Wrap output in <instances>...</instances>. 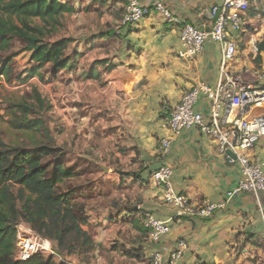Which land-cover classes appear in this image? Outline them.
Listing matches in <instances>:
<instances>
[{
	"label": "crops",
	"instance_id": "1",
	"mask_svg": "<svg viewBox=\"0 0 264 264\" xmlns=\"http://www.w3.org/2000/svg\"><path fill=\"white\" fill-rule=\"evenodd\" d=\"M161 1L183 21L209 27L208 9L221 0ZM121 16L111 18L110 28L73 38L69 48L74 64L56 74L50 67L44 71L46 64L42 76L33 77L50 78V113L73 130L68 145L76 155L99 166L93 174L103 201L89 206V224L84 226L93 233L96 252L105 247L115 261L129 264H153L155 251L162 252L163 264H264V200L252 192L227 198L241 178L240 162L220 152L215 140L197 127L173 134L164 122L185 91L200 82L217 85L220 44L209 40L202 54L187 60L179 55V24L153 13L118 31ZM249 16L247 29L233 33L239 45L234 66L253 71L264 68V51L254 55L249 46L251 36L264 40V10L250 7ZM95 49L99 53L90 57ZM26 59L30 61L29 52ZM195 108L209 114L205 95ZM165 137L170 138V148L163 153ZM250 154L264 163V137ZM167 163L173 165L171 181L177 192L188 195L194 205L209 200L224 202V207L210 217H176L163 188L149 182L150 175ZM142 211L169 222L170 231L159 241L148 239L140 223ZM181 239L187 248L173 260L171 253Z\"/></svg>",
	"mask_w": 264,
	"mask_h": 264
},
{
	"label": "trees",
	"instance_id": "2",
	"mask_svg": "<svg viewBox=\"0 0 264 264\" xmlns=\"http://www.w3.org/2000/svg\"><path fill=\"white\" fill-rule=\"evenodd\" d=\"M92 2L105 6L110 0ZM79 11V5L66 0H0V77L7 78L13 71L15 54L6 57L5 53L11 49L14 38L22 40L24 51L30 53V66L24 72L26 79L42 76L46 64L55 74L74 64L72 54L67 53L73 38L48 41L46 36L56 29L61 16ZM37 19L45 25H36ZM259 46L260 52L264 51V40ZM32 96L42 110L50 109L37 89ZM4 100L8 106L7 117L0 116V264H62L55 261L54 255L42 253L26 261L15 259V226L22 221L50 240L56 254L81 255L95 250L91 233L84 229L89 224L85 203L78 202L73 190L60 189L65 180L79 174L61 162L49 169L46 159L55 157L62 149L38 142L26 145L22 141V136L36 140V134L50 131L43 118L36 116V107L26 96L11 95ZM2 134L10 137L11 142H6ZM95 190L93 184L82 189L90 193Z\"/></svg>",
	"mask_w": 264,
	"mask_h": 264
},
{
	"label": "built area",
	"instance_id": "3",
	"mask_svg": "<svg viewBox=\"0 0 264 264\" xmlns=\"http://www.w3.org/2000/svg\"><path fill=\"white\" fill-rule=\"evenodd\" d=\"M250 4V0H221L212 4L208 9L211 25L201 27L176 17L164 1L146 4L142 0H126L118 31L122 27L137 25L153 13H159L166 20L179 24L182 44L179 55L182 58L193 60L204 52L209 40L220 44L223 56L217 85L200 82L185 91L181 100L165 115L164 122L173 134L197 127L215 140L220 152L228 154L231 151L236 156L241 165V178L237 186L228 192V199L242 192H252L264 200V163L250 154L264 137V68L249 71L238 70L234 66L239 45L233 33L245 31L251 23ZM261 17L258 14L257 18ZM260 42L256 36L249 39L254 55L260 53ZM201 95H205L209 101L208 115L195 108ZM169 148L170 138L165 137L161 140L160 150L165 153ZM172 175L173 165L163 164L150 175L149 182L163 188L164 200L175 208L176 217H210L217 209L224 207V202L209 200L194 205L188 195L176 191L171 181ZM140 223L148 239L153 242L159 241L170 231L167 220L158 219L149 211L142 212ZM15 227L16 260L26 261L36 253L50 250V242L35 233L28 223L22 221ZM186 248L187 242L179 240L171 258L179 259ZM163 261L162 252L155 251L152 263L163 264Z\"/></svg>",
	"mask_w": 264,
	"mask_h": 264
},
{
	"label": "rangeland",
	"instance_id": "4",
	"mask_svg": "<svg viewBox=\"0 0 264 264\" xmlns=\"http://www.w3.org/2000/svg\"><path fill=\"white\" fill-rule=\"evenodd\" d=\"M75 5L80 6V11L76 13H66L59 18V24L56 29L46 36L48 41H55L57 39L70 36L72 38H77L78 40L90 35L91 32H99L105 28H110V20L116 17V14L123 13V6L125 0H110V2L101 6L94 4L92 0H66ZM251 8H259V11L263 12L264 10V0H256L252 2ZM104 15V16H103ZM35 24L38 26H44V22L40 19L35 21ZM117 26V25H116ZM115 26V27H116ZM72 46V45H70ZM25 43L19 38H14L13 45L11 49L5 53V56H10L15 54L12 59V68L13 71L9 77L0 78V116H6L7 102L4 100V97L11 95H20L26 96L28 102L32 105H35L36 116H40L45 121V127L50 131L48 133H39L36 134V140L30 138V136H22L23 142L26 145H31L34 142L49 144L55 146L59 151L55 157H49L46 159V162L50 164L49 169L54 168L55 163L61 162L67 167L73 168V170L79 174L76 178L65 180L60 184V189L62 190H73V196H76L79 203H85L86 213L88 215L87 209L92 204H97L102 202L98 197L99 190L95 185V173L98 172L99 166L93 164L92 162H86L81 156L76 155V150L73 149V146L68 145L74 136L73 130L68 131L66 124L62 121L55 113L54 115L50 113L52 107V100L50 97V78L43 77L40 79H26L25 70L30 66V61L26 59L27 51H24ZM68 54H72V50L69 48L67 50ZM95 53H99L98 49H95L89 54L91 57ZM44 71L47 70V68ZM34 89H37L42 96L47 101V106L49 105L50 109H41L38 106V103L35 101L32 96ZM3 139L10 143L11 138L2 134ZM93 184L95 191L93 193L83 192L82 189ZM96 206V205H94ZM35 233H37L34 230ZM38 234V233H37ZM40 235V234H39ZM93 235V233H91ZM41 236V235H40ZM43 237V236H41ZM46 239L45 237H43ZM48 240V239H47ZM50 250L42 251L41 253L45 256L54 255V259L57 263L62 264H129L128 261L116 260V256L112 255L107 248L100 247V252H96V248L93 251H84L81 255H59L54 252L53 244L50 240ZM99 255L103 259L99 260Z\"/></svg>",
	"mask_w": 264,
	"mask_h": 264
},
{
	"label": "water",
	"instance_id": "5",
	"mask_svg": "<svg viewBox=\"0 0 264 264\" xmlns=\"http://www.w3.org/2000/svg\"><path fill=\"white\" fill-rule=\"evenodd\" d=\"M228 153L232 156H235L231 151H228ZM236 157V156H235Z\"/></svg>",
	"mask_w": 264,
	"mask_h": 264
}]
</instances>
